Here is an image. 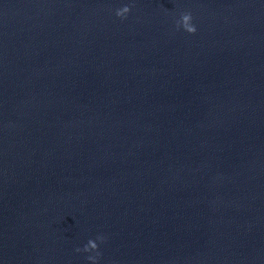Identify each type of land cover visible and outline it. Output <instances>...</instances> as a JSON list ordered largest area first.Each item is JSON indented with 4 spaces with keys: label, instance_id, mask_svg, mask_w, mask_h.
I'll use <instances>...</instances> for the list:
<instances>
[{
    "label": "water",
    "instance_id": "1",
    "mask_svg": "<svg viewBox=\"0 0 264 264\" xmlns=\"http://www.w3.org/2000/svg\"><path fill=\"white\" fill-rule=\"evenodd\" d=\"M99 235L97 264H264V0H0V264Z\"/></svg>",
    "mask_w": 264,
    "mask_h": 264
},
{
    "label": "clouds",
    "instance_id": "2",
    "mask_svg": "<svg viewBox=\"0 0 264 264\" xmlns=\"http://www.w3.org/2000/svg\"><path fill=\"white\" fill-rule=\"evenodd\" d=\"M130 7L129 6H124L120 9L116 10V16L119 17L120 19H126L128 13L130 12ZM180 27H183L185 31H187L190 34H194L196 32V27L195 25L192 24V16L191 13H182L181 14V19L177 21V29ZM100 241V243L105 242V237L102 235H99L96 237V240L89 239L87 244L84 245V247L77 248V252H95V256H88L87 259L92 262V264H97V259L101 255L100 252L98 251V244L96 241Z\"/></svg>",
    "mask_w": 264,
    "mask_h": 264
}]
</instances>
